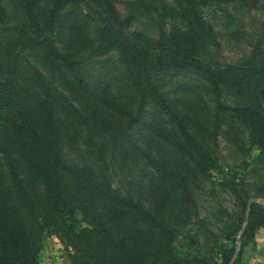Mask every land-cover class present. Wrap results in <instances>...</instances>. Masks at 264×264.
Instances as JSON below:
<instances>
[{"label": "rangeland", "instance_id": "374dc122", "mask_svg": "<svg viewBox=\"0 0 264 264\" xmlns=\"http://www.w3.org/2000/svg\"><path fill=\"white\" fill-rule=\"evenodd\" d=\"M55 1L36 0L35 11L47 13ZM111 1L119 16L128 21V30L152 38L159 34L158 7L164 3L177 8L174 0ZM197 1L215 35L214 41L207 44L208 58L241 62L255 45L264 44V0ZM84 2L62 17V25L55 30V46L74 62L87 87L121 104L133 116L141 113L148 121L153 117L151 111L160 113L155 95L167 99L217 169L201 172L183 151L81 90L64 66H52L39 49L24 48L10 37L11 43L14 42L10 43L11 54L18 53L24 70H37L39 84L49 88L55 97L53 123L59 152L68 167L64 174L65 198L72 199L83 225L95 204V196L86 182L98 183L103 188L109 186L152 212L161 205L159 217L173 232L171 244L179 252L222 262V249L232 244L225 236L239 229L238 238L244 224L245 210L238 196L257 199L252 203H264V149L250 142L247 123L230 110L242 106L245 100L227 89L217 93L204 77L193 71L161 73L147 83L130 75L115 51L95 55L97 34L85 14L96 15L102 7L98 0ZM63 3L69 7L72 1ZM1 4L7 13V23L24 21L20 0H1ZM164 26L185 28L179 17L167 18ZM153 88L157 91H152ZM160 115L163 121L156 123L167 130L176 129L174 123L165 122V115ZM0 159L13 197L39 239L37 264H72L71 254H75L78 263L90 264L86 255L73 250L68 239L60 235V224L39 180L2 141ZM19 193L26 195V205ZM236 243L235 262L240 251V244ZM159 264L169 263L163 259ZM237 264H264V226L255 229Z\"/></svg>", "mask_w": 264, "mask_h": 264}, {"label": "trees", "instance_id": "16d2710c", "mask_svg": "<svg viewBox=\"0 0 264 264\" xmlns=\"http://www.w3.org/2000/svg\"><path fill=\"white\" fill-rule=\"evenodd\" d=\"M63 1L56 0L50 11L41 13L35 11L36 0H20L24 21L9 24L0 0V141L8 145L39 180L47 203L60 224V235L68 239L73 250L86 255L90 264H159L163 259L169 264H228L236 242H239L237 264L243 246L252 240L255 229L264 226L262 204L251 203L247 226L238 238L239 229L225 236L232 244L222 249L223 261L217 263L192 252H179L171 244L174 234L159 217L161 205L155 206L152 212L109 186L103 188L98 183L86 182L95 196V204L83 225L72 199L65 198L64 174L68 167L59 152L53 123L55 97L49 88L39 84L37 70H24L18 53L11 54L14 43L11 38L24 48L39 49L52 66H64L81 90L128 115L136 125L149 128L183 151L201 172L207 173L217 167L196 143L171 103L159 94L155 96L160 113L151 111L153 117L148 121L140 116L141 113L133 116L121 104L99 96L87 87L85 77L74 62L55 46V30L62 25V17L86 2L70 0L71 6L64 7ZM174 1L176 9L164 3L158 7L159 34L152 38L128 30V21L119 16L111 0H98L101 12L85 14L97 34L95 55L115 51L125 70L147 83L152 76L161 73L187 70L204 77L217 93L227 89L239 95L245 103L230 110L247 123L250 142L264 149V44L255 45L241 62L208 58L205 55L207 44L214 41L215 35L211 24L198 9V1ZM175 17L182 20L185 28L172 26L166 29V19ZM29 80L36 86L30 85ZM160 114L166 116L165 122L174 123L176 129L167 130L156 123L163 121ZM19 197L26 205V195L19 193ZM240 197L246 211L248 200ZM39 250V239L13 197L0 159V264H37ZM71 262L80 264L75 254H71Z\"/></svg>", "mask_w": 264, "mask_h": 264}, {"label": "water", "instance_id": "95a60500", "mask_svg": "<svg viewBox=\"0 0 264 264\" xmlns=\"http://www.w3.org/2000/svg\"><path fill=\"white\" fill-rule=\"evenodd\" d=\"M252 201H257V199L253 198V199H249L247 201V206H246V211H245V218H244V224H243V227L241 229V233L244 231L245 227L247 226L248 216H249V211H250V206H251ZM262 204L264 205V203H262ZM237 255H238V244L235 245L234 254H233L232 258L229 260L228 264H234V262H235V260L237 258Z\"/></svg>", "mask_w": 264, "mask_h": 264}]
</instances>
